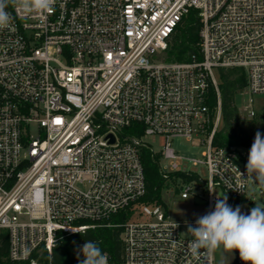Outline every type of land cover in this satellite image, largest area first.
Listing matches in <instances>:
<instances>
[{
	"label": "built area",
	"instance_id": "built-area-1",
	"mask_svg": "<svg viewBox=\"0 0 264 264\" xmlns=\"http://www.w3.org/2000/svg\"><path fill=\"white\" fill-rule=\"evenodd\" d=\"M192 10L199 53L165 61ZM8 11L13 24L0 30V230L9 233L10 260L51 264L59 232L113 226L122 229V252L107 254L108 264H215L214 250L191 253L193 237L163 205L139 203L141 159L150 151L165 178L194 175L196 182L175 179L182 199L199 198L209 212L219 188L250 214L251 147L213 145L222 126L215 71L240 69L248 94L264 95V0H55L52 13ZM146 137L163 138V149ZM177 138L205 148L190 161L206 167L207 179L178 168ZM127 210V220L110 222ZM233 264H244L237 250Z\"/></svg>",
	"mask_w": 264,
	"mask_h": 264
},
{
	"label": "trees",
	"instance_id": "trees-1",
	"mask_svg": "<svg viewBox=\"0 0 264 264\" xmlns=\"http://www.w3.org/2000/svg\"><path fill=\"white\" fill-rule=\"evenodd\" d=\"M201 28L198 12L192 10L185 16L170 37L164 60L167 62H188L192 55L200 51L199 31ZM221 82L219 85L222 113V127L213 138V145L217 147H251L256 132H250L245 121L241 118L239 109L235 104L238 94L246 88V77L240 69L221 70ZM216 95L212 92L209 106L214 109ZM264 137V126L258 130ZM142 165L145 172L146 194L139 199V203L163 205L162 192L167 182L174 183L181 177L185 181L196 182L194 175L185 177L180 173H173L165 178L159 172L158 158L152 156L150 151L143 150ZM177 192V191H176ZM130 210L123 211L110 219L112 224H118L127 220ZM122 229L120 227H97L85 232L68 234L59 232L57 241L52 249L51 264H80L84 259L81 254L77 259V251L83 244L92 240L98 244L103 252L109 254L114 260L120 257L122 252ZM47 258L44 252L40 261ZM0 264H26L13 262L9 258V233L0 230ZM233 264V263H232Z\"/></svg>",
	"mask_w": 264,
	"mask_h": 264
},
{
	"label": "clouds",
	"instance_id": "clouds-1",
	"mask_svg": "<svg viewBox=\"0 0 264 264\" xmlns=\"http://www.w3.org/2000/svg\"><path fill=\"white\" fill-rule=\"evenodd\" d=\"M54 5L55 0H0V30L13 24L10 7L17 13L30 15L52 13ZM246 171L257 188L264 190V137L259 131L249 150ZM195 223V227L188 225L187 230L193 237L188 248L194 256L199 255L201 249L209 252L222 249L231 253L237 250L244 264H264V203H256L250 214H244L240 206H230L225 196L217 199L214 210L199 216ZM176 227L179 225L175 224ZM81 254L84 259L80 264H108L107 253L92 240L78 249V260Z\"/></svg>",
	"mask_w": 264,
	"mask_h": 264
},
{
	"label": "rangeland",
	"instance_id": "rangeland-1",
	"mask_svg": "<svg viewBox=\"0 0 264 264\" xmlns=\"http://www.w3.org/2000/svg\"><path fill=\"white\" fill-rule=\"evenodd\" d=\"M215 77L218 82H221V78L218 72L215 71ZM252 99V107L255 110V116L249 118L247 116L246 109L249 107V100ZM235 104L239 109L241 118L245 121V125L250 132H257L261 127L264 126V95L250 96L245 89L243 92L237 95ZM222 127V126H221ZM145 141L152 145L155 152H160L164 146V139L160 137H146ZM173 148L177 151L180 158L176 160L177 166L181 171H190L193 174L200 176L202 179L208 178V172L206 167L197 164L194 165L190 160L202 159V152L205 150L204 147L199 145L197 141L190 142L185 139H174ZM162 167H168L169 161H161ZM176 187L175 182L169 183L163 189L162 199L165 203V209L170 218L180 224H182V234L192 236L187 233L188 225L193 227L196 226V219L199 216H203L208 212L206 204H197L193 197L187 200L181 198L179 194L174 192ZM255 190L254 203H264V190L257 188L256 184L251 185V190ZM263 192V194H261ZM214 195L223 198L224 195L219 188L214 190ZM207 196L204 197L206 199ZM195 223V224H194ZM236 250L233 252H226L222 249L214 250L215 264H232Z\"/></svg>",
	"mask_w": 264,
	"mask_h": 264
},
{
	"label": "water",
	"instance_id": "water-1",
	"mask_svg": "<svg viewBox=\"0 0 264 264\" xmlns=\"http://www.w3.org/2000/svg\"><path fill=\"white\" fill-rule=\"evenodd\" d=\"M197 204H205V201H201L199 198H195Z\"/></svg>",
	"mask_w": 264,
	"mask_h": 264
}]
</instances>
